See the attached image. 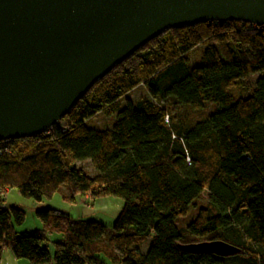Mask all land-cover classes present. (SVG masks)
Instances as JSON below:
<instances>
[{
    "label": "trees",
    "instance_id": "1",
    "mask_svg": "<svg viewBox=\"0 0 264 264\" xmlns=\"http://www.w3.org/2000/svg\"><path fill=\"white\" fill-rule=\"evenodd\" d=\"M255 74L261 77L250 85ZM141 86L149 96L133 102L128 95ZM208 103L217 106L212 114ZM99 114L116 115L112 129L88 127ZM84 161L94 178L77 167ZM62 187L72 204L120 199L112 232L49 208L36 213L42 230L16 231L25 213L4 207L5 191L41 202ZM52 234L62 236L53 252ZM152 235L149 251L139 253ZM205 240L241 253L180 249ZM5 251L29 264H264V27L214 22L171 30L98 82L58 126L13 142L0 155V264Z\"/></svg>",
    "mask_w": 264,
    "mask_h": 264
},
{
    "label": "water",
    "instance_id": "2",
    "mask_svg": "<svg viewBox=\"0 0 264 264\" xmlns=\"http://www.w3.org/2000/svg\"><path fill=\"white\" fill-rule=\"evenodd\" d=\"M214 22L264 27V0H0V141L44 134L154 39ZM180 249L241 253L223 241Z\"/></svg>",
    "mask_w": 264,
    "mask_h": 264
},
{
    "label": "rangeland",
    "instance_id": "3",
    "mask_svg": "<svg viewBox=\"0 0 264 264\" xmlns=\"http://www.w3.org/2000/svg\"><path fill=\"white\" fill-rule=\"evenodd\" d=\"M202 50L203 48L200 47L191 54V67L199 65L197 59L200 57ZM252 76L249 79H246V81H248L250 85H254V83L261 77V74H255ZM148 96V90L145 87L141 86L135 89L130 95H128V98L133 102H137L141 98ZM122 103H124V100L122 101ZM216 110L217 106L215 104L208 103L206 105L205 111L207 112V114H212ZM115 122L116 115L108 117L104 114H99L92 120H90L87 125L89 128L95 130H106L112 129ZM24 149L25 148H22V150ZM77 167L79 169H82L90 178H94L97 175V172L93 168L90 161L79 162ZM66 193V187H62L60 192L56 193L51 199H44L41 202H38L33 199L22 197L16 190L5 191V206L8 208H18L25 213V222L21 226H16V231L19 233H24L32 230L43 229V223L37 217L36 213L39 210L49 208L69 215L73 220L76 221L99 223L106 227L109 233L112 232L115 221L124 206V203L120 199H116L114 197H100L94 199L87 196L85 198H78L76 203L72 204L63 199V195ZM205 197H207V193H205ZM194 215L195 214L193 213V210H191V212L187 216V223H189L193 219ZM50 236V251L53 252L54 247L52 242L61 240L62 236L58 234H52ZM153 243L154 236L152 235L144 244L138 247V252L145 255L149 251ZM116 254L119 257H122V253L119 250L116 251ZM20 261L23 264H29L27 260ZM103 264L113 263L103 258Z\"/></svg>",
    "mask_w": 264,
    "mask_h": 264
},
{
    "label": "built area",
    "instance_id": "4",
    "mask_svg": "<svg viewBox=\"0 0 264 264\" xmlns=\"http://www.w3.org/2000/svg\"><path fill=\"white\" fill-rule=\"evenodd\" d=\"M58 125H59V123L57 124V126ZM47 132H45V133H47ZM27 139H8V140L0 141V155L6 154V153H9L10 151H12L13 142H16L17 140L20 142H26ZM2 196L4 198L5 194L3 193ZM4 207L7 208L6 206H4Z\"/></svg>",
    "mask_w": 264,
    "mask_h": 264
},
{
    "label": "crops",
    "instance_id": "5",
    "mask_svg": "<svg viewBox=\"0 0 264 264\" xmlns=\"http://www.w3.org/2000/svg\"><path fill=\"white\" fill-rule=\"evenodd\" d=\"M60 212V211H59ZM42 230V229H41ZM50 235L48 236L50 240ZM51 242V240H50ZM53 243V242H52ZM1 264H23L20 260H16V258L13 256V254L9 251H5L3 253L2 262Z\"/></svg>",
    "mask_w": 264,
    "mask_h": 264
}]
</instances>
